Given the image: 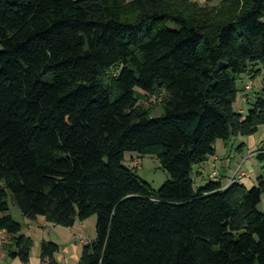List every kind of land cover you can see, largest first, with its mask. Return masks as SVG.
<instances>
[{"label":"trees","instance_id":"obj_1","mask_svg":"<svg viewBox=\"0 0 264 264\" xmlns=\"http://www.w3.org/2000/svg\"><path fill=\"white\" fill-rule=\"evenodd\" d=\"M244 76L253 88L242 114ZM259 77L264 84V0H0L9 259L29 264L33 245L12 204L65 228L95 216L96 239L78 264H264V142L252 188L192 179L219 141L228 148L264 126ZM153 97L159 118L142 105ZM128 153L157 158L168 180L153 189L125 165ZM58 250L43 243L42 264Z\"/></svg>","mask_w":264,"mask_h":264},{"label":"rangeland","instance_id":"obj_2","mask_svg":"<svg viewBox=\"0 0 264 264\" xmlns=\"http://www.w3.org/2000/svg\"><path fill=\"white\" fill-rule=\"evenodd\" d=\"M128 1H132V0H128ZM195 1L197 3L200 0H194L193 2ZM202 6H206V5H202ZM248 82L250 81H248L247 77L244 76L237 83L240 93L238 95V100L234 105L236 111H239L240 106H243L241 101L242 98L246 99V97L244 98V94H246L244 88L248 84ZM263 85L264 84L262 82V77H259L255 81L254 89L255 90L261 89ZM136 92H140V91L137 89ZM160 102H161L160 97H153L143 101L142 105L144 107H148L150 105L153 106L156 105V109L153 111L152 117L159 118L162 116L163 113L162 109L160 107H157V104H159ZM263 135H264V127L259 129L255 139L263 142L264 141ZM262 142H260L259 144H261ZM238 145L239 144L237 143L236 146ZM248 150L244 151V155L247 156L248 159H250L249 164L245 161L243 164H241L240 167L242 169L243 165L246 164L242 169V172L243 170L245 171V173H242L244 175L243 176L244 179H247L249 177L248 175H246V172L252 171L259 176H261L263 173L261 169L262 167L261 164L257 161V159L254 156L251 157L249 156ZM216 152L219 155H223V157L228 155L232 156L230 160L231 170H235L243 160L241 153H238V151H236V148L232 150L231 146H229L228 149H226L221 141H219L216 145ZM225 159L228 160V158ZM125 165L131 169L135 168L140 179L150 184L152 188L155 190H158L168 180L166 173L161 168L160 161L155 157L147 156V157L139 158L135 154L128 153L125 157ZM197 170L198 169L196 167L195 171ZM231 170L225 171L227 173L226 175H230ZM209 171H210L209 169H206V172L205 170H203L204 173L203 181L197 180L196 174L193 175L192 179L195 182L196 188L204 187L209 182H215L218 180H222L223 183L227 184L228 180L226 178H221V177H218L219 179L211 178L209 176ZM213 174L211 176H213ZM229 181H231V179H229ZM10 214L18 223L21 224L23 229L22 234L26 238L32 240L33 245L30 253V259H31L30 264H36L40 260L43 243H53L59 247L58 252L55 253L53 257L55 264H78L82 255V250L84 245L89 244L95 241L96 239L97 219L95 216L83 222L84 224L83 227L81 223L77 222L73 228H65L62 226H56L52 223H48L43 217H38L36 221H31L27 218H24L21 215L20 211L12 204L10 205ZM82 240H85V243H83Z\"/></svg>","mask_w":264,"mask_h":264},{"label":"crops","instance_id":"obj_3","mask_svg":"<svg viewBox=\"0 0 264 264\" xmlns=\"http://www.w3.org/2000/svg\"><path fill=\"white\" fill-rule=\"evenodd\" d=\"M221 1L222 0H200L197 3H199L200 5L216 6ZM246 95L247 94H244V98ZM241 101H242L243 106H240L239 111H240V113L245 114L247 112V109H248L246 99L242 98ZM255 137H256V135H254L252 137H248V138H237L229 145V146H231L232 150L234 148H236V151H238V153H241V156L243 157L242 162L240 161L241 163L238 165V167L235 170H231V168H230V166H231L230 160L232 158L231 155L223 157V155H219L216 152V156L214 158H211L205 164H202V165L197 167V169H198L196 171L197 180H200V181L204 180L203 170H205V172H206V169H209L210 170L209 171L210 177L213 173L214 174L217 173L219 177L226 178L227 180L232 179L234 177H236L238 179L242 178L241 183L243 185H245L247 188H252L256 184V181H257L259 175H256L252 171L246 172V175H248L249 177L247 178L248 180L244 179V177H243L244 175L242 173H245V171L243 170V172H242V169L244 168V166L246 164L243 165L242 169L240 167H241V164H243L245 161L248 164L250 161V159H248V157L244 155V151L249 149L248 150L249 156L255 157L259 146L264 142V141L262 142V141L256 140ZM263 137H264V135H263ZM260 142H262V143L259 144ZM237 143L239 144L238 146H236ZM240 144H244L245 147L240 149ZM226 149H228V148H226ZM225 158H228V160H226ZM227 170L228 171L231 170L230 175H226L227 173L225 171H227ZM224 173H225V175H224ZM211 178H213V177H211ZM81 225H82V227L84 226L83 223H81ZM10 244H11V237L5 233H0V264H22V262L19 259H15V260L9 259L8 253L5 251L4 246H8ZM30 263H31V261H30ZM36 264H42L41 259Z\"/></svg>","mask_w":264,"mask_h":264},{"label":"built area","instance_id":"obj_4","mask_svg":"<svg viewBox=\"0 0 264 264\" xmlns=\"http://www.w3.org/2000/svg\"><path fill=\"white\" fill-rule=\"evenodd\" d=\"M252 88H253V84H252V82L250 81V82H248V84L246 85V90L250 91ZM135 164H136V162H135ZM135 164H134V165H135ZM215 176H217V173L213 174V176H211V177H215ZM82 241H83V243H85V240H82Z\"/></svg>","mask_w":264,"mask_h":264}]
</instances>
